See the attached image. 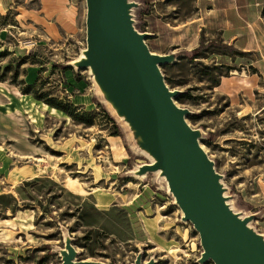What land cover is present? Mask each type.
<instances>
[{
  "label": "rangeland",
  "instance_id": "1",
  "mask_svg": "<svg viewBox=\"0 0 264 264\" xmlns=\"http://www.w3.org/2000/svg\"><path fill=\"white\" fill-rule=\"evenodd\" d=\"M126 1L138 31L160 28L155 3L170 24L194 14L192 0ZM85 11V0H0V264H61L69 251L125 264H215L156 170L140 125L88 62ZM188 37L190 47L160 53L167 58L158 69L197 130L226 206L264 248V60L214 36ZM155 39L144 42L157 53L176 38ZM100 194L126 207L118 227L109 221L114 208L96 217L88 203L82 218L102 228L83 225L79 203Z\"/></svg>",
  "mask_w": 264,
  "mask_h": 264
},
{
  "label": "water",
  "instance_id": "2",
  "mask_svg": "<svg viewBox=\"0 0 264 264\" xmlns=\"http://www.w3.org/2000/svg\"><path fill=\"white\" fill-rule=\"evenodd\" d=\"M85 1L87 60L140 125L184 217L199 234L203 256L215 264H264V248L225 205L217 173L196 139L197 130L187 124L163 82L157 63L167 55L149 50L144 42L149 34L133 28L126 0ZM71 255L66 252L61 264H125Z\"/></svg>",
  "mask_w": 264,
  "mask_h": 264
},
{
  "label": "crops",
  "instance_id": "3",
  "mask_svg": "<svg viewBox=\"0 0 264 264\" xmlns=\"http://www.w3.org/2000/svg\"><path fill=\"white\" fill-rule=\"evenodd\" d=\"M149 1L152 2L163 0ZM192 1L194 14L189 15L188 19L186 20H181L179 24H170L167 22V20L161 19L164 14V9L163 7H156L155 3L154 11L156 13H160V16L157 17L160 20V28L146 30L145 32H147L149 35H147L145 39L156 40L155 38L162 36L166 32L172 33L176 38L173 41L168 42V48H166V50L163 49L158 51V54L165 53L167 49H169V52H175V50L179 51L181 48H187L189 43L188 34L191 33L194 34L196 40L200 34L208 38L214 36L216 39L218 38L223 44L226 43L227 45L236 48L239 52H253L254 54H258V59L264 60V0ZM152 5L154 6V3ZM149 13L153 14L152 8H150ZM154 42L158 43L157 41ZM228 79L229 77L227 76L226 78L223 77L218 87L223 88L225 84L228 83ZM6 164H8L7 161ZM14 174L16 176L26 175L23 172L19 175L16 170H14ZM3 194L4 193L0 192V196H7ZM100 196L107 200L106 204H98V198ZM93 198L94 199H91L90 196L85 197L82 204L84 205V203H88L89 208L94 211L96 217H99L100 212H106L109 209L111 210V208L115 209V214H117V216L121 213V211H126V207L116 202L109 203V200L101 194L95 195ZM13 202L14 200L12 199L8 205L12 204ZM8 205H4L6 209H10ZM82 211L83 207L80 209L79 213L84 226L98 228L101 227L100 224H95L94 221H89L82 218ZM109 221L114 225V227H118V222H120L119 216L117 218L112 216ZM107 232L112 235L115 234L114 231Z\"/></svg>",
  "mask_w": 264,
  "mask_h": 264
},
{
  "label": "trees",
  "instance_id": "4",
  "mask_svg": "<svg viewBox=\"0 0 264 264\" xmlns=\"http://www.w3.org/2000/svg\"><path fill=\"white\" fill-rule=\"evenodd\" d=\"M216 40L220 41L218 38ZM197 55H199L198 54V47H194V49L191 52V59H193ZM226 69L230 70V69H232V66H227ZM0 80H4V78L0 77ZM46 102L49 103L50 105H54V106L60 108L65 113L67 112V114H69L72 118H74L78 122L84 121V122H86L88 124L92 123V119L90 117L89 118L84 117L82 113H80V112L77 111V107L75 105H73L72 103H66V104H64V103H60V101H57L55 99L46 100ZM112 120H113V125H114L115 124L114 123V119H112ZM115 133H117V132L115 131ZM3 195H5V194H3ZM0 198H3L2 195L0 196ZM12 199L15 201V197L13 195H12ZM83 200L78 205V209H77L78 210V213H79L80 209L83 207V204H82L83 203ZM5 205H8V204H5ZM79 215H80V213H79Z\"/></svg>",
  "mask_w": 264,
  "mask_h": 264
},
{
  "label": "bare ground",
  "instance_id": "5",
  "mask_svg": "<svg viewBox=\"0 0 264 264\" xmlns=\"http://www.w3.org/2000/svg\"><path fill=\"white\" fill-rule=\"evenodd\" d=\"M152 52V51H151ZM170 90V89H169ZM171 91V90H170ZM196 139H197V136H196ZM148 154L150 155V157L152 158V160L153 161H155L156 160V157H154V155L150 152H148ZM156 170H158V172H161V168L160 167H157L156 168ZM162 173V176L164 177V179H166V177H165V175L163 174V172H161ZM167 181V180H166ZM166 186H167V190L173 195V193H172V191L170 190V186H168V183L166 182ZM221 192V195H222V191H220ZM169 193V194H170ZM173 199H174V195H173ZM106 202H107V200L106 199H104V198H102L101 196L98 198V204H102V205H104V204H106ZM224 203H225V205H226V201H224ZM183 213V212H182ZM184 215V214H183ZM188 219V218H187ZM73 259V258H72Z\"/></svg>",
  "mask_w": 264,
  "mask_h": 264
}]
</instances>
